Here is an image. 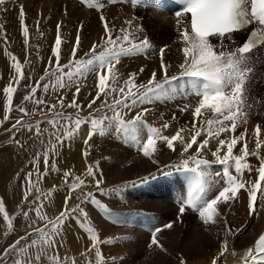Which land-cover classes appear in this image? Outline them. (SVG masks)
Listing matches in <instances>:
<instances>
[{
	"label": "snow or ice",
	"instance_id": "snow-or-ice-1",
	"mask_svg": "<svg viewBox=\"0 0 264 264\" xmlns=\"http://www.w3.org/2000/svg\"><path fill=\"white\" fill-rule=\"evenodd\" d=\"M88 7H94L101 11L105 3L101 0H81ZM116 3L117 0H109ZM133 7L142 6L145 0H126ZM178 9L175 11L177 18H188V27L179 30V42L182 44L180 51L183 61L177 65V72L170 74L171 65L165 62V47L159 51V67L152 71L146 83H137V76L145 71L144 67L139 72L127 74V78L121 82V73L117 67L123 58L135 56L147 57L149 53L155 54L154 45L147 36L140 38L138 35L143 29L134 24L135 17L124 21V25L119 30L110 26L107 18L101 14L99 19L103 26L104 35L98 43H94L85 52L84 57L78 56L80 46L79 31L76 36L75 45L71 49V58L67 63H61V25L57 24V31L54 45L51 46V53L54 60L50 58L49 67L45 68L44 74L33 82L30 91L27 92L23 100L29 101L36 107L29 111L24 106L13 105V94L18 91L10 81L8 86L3 88L4 115L3 121L10 120V113L18 110L23 115L16 119L12 128L8 131L26 128L32 136L43 146V151H37L34 155L32 170L25 176L26 188L23 194L22 204L28 202L32 205L29 211H34L36 218L43 222L42 226L32 220L29 227L31 232L26 236H20L13 244L3 249L0 261L6 260L11 253H16L17 259L13 264H33L31 259L19 258L27 257L30 249L36 248L35 260L40 261L41 256L45 257L49 264H76L71 257L63 260L58 254H50L51 249L57 247V237L62 235L63 227L67 220L75 218L79 226L87 233L91 240V246L82 252L86 256L88 252L95 251V264H104V256L101 252V244H112L114 239L109 237L104 240L99 239L96 230L88 223V214L83 204H92L105 215L112 216L111 210L103 204L92 191L83 192L75 197L79 203L69 207V201L73 199L71 193L77 189L87 187L86 181L80 176L73 177L72 181L68 177L71 171H64V186L68 195L64 197V207L54 218H49L43 212V201L51 202L56 191L55 187L44 192L39 187V182L49 171L59 172L57 161L53 157L59 155V148L65 141H71L82 130L83 126H88L87 135L83 138L85 146L82 152L85 162L90 155L92 145L89 143L95 135H113L121 142L135 147L144 157L152 160L153 164H158L154 158L158 151V143H163L172 152L177 151V144L181 146L179 161L174 164L165 165L164 169H157L155 173H149L140 178V183L154 180L158 175H170L167 169H174L176 172L184 173L188 180L186 192L178 198L179 216L186 210L198 214V218L205 226L218 223L222 218L219 209L221 204H230L239 198L242 190L247 192V208L250 216L257 214V204L264 208V128L256 124L252 129L255 147H249L248 128L250 111L253 104L249 102L248 85L254 79L255 55L259 49L264 48V0H171ZM5 0H0L3 5ZM156 5L154 0L151 2ZM0 7V11H4ZM20 27L24 36V43H29V30L25 25V12L23 5L19 12ZM180 21L178 20V23ZM37 22V31H39ZM248 31L246 39L242 43L235 41V34L241 31ZM82 27V25H81ZM41 35H43L41 33ZM212 39H217L218 44H213ZM15 63L12 68L16 75L12 78L17 86H21L22 80L32 79L22 70L23 65L18 58L5 52ZM30 63L27 59L25 64ZM89 76L94 78L95 96L87 100L88 112L82 116L85 108L78 101L81 92L80 82ZM159 77V78H158ZM75 87L72 99L68 101L65 95L57 94L55 102H50L43 96L38 97V91L42 90L46 95L51 89L58 93L59 90ZM177 97L189 100L195 97V103H185L178 106L181 114L188 113L191 120L176 129L171 136L165 135L164 130L171 127L168 120H164L161 113L160 120L163 121L160 127L153 126L147 120L148 114L152 111L145 105L157 102H167L175 100ZM99 102V107H95ZM260 102V101H258ZM75 109V114L67 113L66 109ZM38 113L43 114L41 119L29 123L24 120V116L30 119ZM108 113H111L109 115ZM131 115L130 118L129 114ZM210 113V117L206 114ZM171 119L177 120L173 113ZM46 124L50 127H42ZM244 126V131L236 135L237 129ZM47 134V143L44 136ZM146 134V139L144 135ZM187 134V135H186ZM215 140L217 146L211 152L213 161L205 158V150L209 149L210 142ZM15 143L24 147L19 140ZM239 147V154L234 150ZM43 158L44 170L40 171V160ZM255 157L259 164L253 169L249 158ZM213 164L221 166L220 171L213 173L210 171ZM256 172L254 180L243 178L245 171L249 174ZM36 179H33V176ZM84 177H90L94 181L96 191L102 196L109 195L110 191H119L120 186L112 190L101 187L104 183L102 169L99 161L87 164ZM99 176V178H97ZM219 177V179H216ZM216 192L213 188L220 185ZM135 184L136 182H132ZM35 196V199H30ZM22 211L25 218L30 219L29 211ZM0 214L7 225L5 235L14 231V216H10L5 210V204L0 200ZM164 227L171 228L172 224ZM226 236L232 234L225 221ZM161 229L156 228L152 232V240L149 244L157 247L162 246L157 240V233ZM34 237V238H32ZM30 239V243L21 244V241ZM121 239V238H116ZM62 246V245H61ZM237 256L238 253L230 250L229 242L225 238L221 242L219 257L225 253ZM242 264H264V231L255 240L254 245L247 247L240 254ZM219 257H214L211 264H218ZM180 264H184L181 260Z\"/></svg>",
	"mask_w": 264,
	"mask_h": 264
},
{
	"label": "rangeland",
	"instance_id": "rangeland-1",
	"mask_svg": "<svg viewBox=\"0 0 264 264\" xmlns=\"http://www.w3.org/2000/svg\"><path fill=\"white\" fill-rule=\"evenodd\" d=\"M64 1L65 2L67 1V3L69 4L68 7L63 5V3H65ZM101 2L105 3V9L104 8L102 9L104 12H106L107 14L108 13L114 14L112 17H108V18L106 17V18L108 19L110 26H114L117 30H119L122 27V24L124 23V21H122L123 18L121 16L128 14L130 10H132L131 11L132 13H136L135 11H133L131 3L129 5H122L120 3H123V1H120L119 3L116 2L115 4L108 2V0H101ZM48 3L51 6V9L53 10L56 7H60V9L63 8L60 11L62 15H65V13H63V11L65 10V12H71L74 15L76 14L75 18H77L78 9L76 7L77 2L75 0H69V1L68 0H48ZM21 5H22L21 0H5V3L3 5H0V7L5 9L4 11H0V121H3V115H4L3 105L6 99L3 93V88L5 86H8L9 82L11 81L14 87H18V91L13 94V105L24 106L29 111H32L33 108L36 106L33 105L29 101L23 100L24 95L30 91V87H26V86L33 85V82L35 80H38L39 77L44 74L45 68L49 67L50 58L54 60V57H52V53H51V46L54 45L55 39H52L50 35H46V40L48 42L46 43L45 41L43 45L41 44L42 42H40L41 41L40 36H41V33H43V31L40 30V24L42 23H39L38 25L39 31H37L38 20L37 21L34 20V16L31 15V9L28 14L27 13L25 14V25L29 30V38H28L29 43L27 46L25 45L24 36L22 35V31L20 27V20H19V12H20ZM31 8H34L35 10H37L36 5L32 6ZM24 12L26 11L24 10ZM139 13L141 14L140 20H144L146 18L148 19L150 16V13L146 14L145 10L144 12L139 11ZM41 15L45 19L49 18L47 16L48 14L46 10ZM99 17L100 15L96 17L94 20H100ZM137 17H139V14ZM115 19L120 20L121 25L118 26L119 28L116 27V24H115L117 21L113 23ZM139 24L143 28V24L142 23H139ZM55 25L57 26V22H55ZM71 26L73 27L71 23L67 24L66 22H63L61 24V37H62L61 63L68 62V60L71 58V49L75 45L76 39L75 40L73 39L72 30L70 29ZM123 26L126 27V25L124 24ZM184 28H186L185 25H184ZM46 30L47 32H49L48 29ZM56 31H57V28H56ZM56 31H55V37H56ZM144 32H145L144 36H147L150 42H152L151 41L153 40L152 36L148 35L146 30ZM79 35H80L81 42L83 40L85 42V40L88 38V33H83L82 30L79 32ZM103 35L104 34H102V36ZM144 36L142 35V37L140 38H143ZM177 36L179 37V35ZM238 37L239 36L237 35L236 38ZM81 42H80V46H79L77 54L79 57H84L85 52H87L88 50H85L86 47L84 46V42L83 43ZM211 42L213 44L219 43V41L213 42V40ZM167 45L169 48H172V49L169 51V53L165 57V62L171 65L170 74H174L178 70L177 65L183 61V55H182V52L180 51L181 48L176 49L175 48L176 46L174 44H171V45L167 44ZM159 46H160V43L154 44V48L156 49L155 54L149 53L148 55L149 57L148 56L144 57L145 59L150 58L151 61L154 62V65H157L156 70L159 67V60H160L158 50L161 47H165V46H161V47ZM81 47H84L85 49ZM6 51L8 53L15 55L18 58L19 62L24 66L22 70L25 72L26 75H30L32 79L22 80L21 86H17L15 84V81L12 79L16 75L15 70L12 68V64L15 62L12 61L10 57L5 54ZM142 56L143 55L139 57H142ZM26 59L30 61V63L25 64ZM255 65H257V63H255ZM117 67L121 73V82H122L123 79L127 78V74L131 72L125 73L124 70L120 69L118 65ZM263 67L264 66H262V68ZM143 74L144 72L140 73L137 76V83H146L147 80L149 79L148 76L150 77L151 75L150 71L148 73H145V75ZM141 76L144 77L143 78L144 80H142ZM92 78L91 76H89L87 79L83 80L84 82L87 80L85 83L83 81L80 82L81 92L78 96V101L85 108V111L81 113L82 116L86 115L88 112L86 98L89 95H91V93H92L91 97L95 96V94L93 95V93H95L94 78L93 79ZM72 88H71L72 90H69V89L59 90L58 93H55L50 89L46 95L43 93L42 90H40L38 91L37 95L38 97L43 96L44 98L48 99L50 102H55L56 95L60 94V95H65L66 99L70 101L72 99V93L75 91V87L73 86ZM91 97L89 96L88 99H90ZM175 101L176 102L179 101V102L176 104ZM190 102L194 103L193 99L185 100V99L177 97L175 100H169L167 101L165 105H162V107H160L159 109L152 110V112L148 114L147 120L149 122V117L154 119L153 125L156 127H160L161 124L163 123V121L160 120V116H161V113H163L164 120H168L171 123V127L167 130H164V134L171 136L168 133V130L173 129V128L177 129L188 123V122L185 123L184 122L185 120H191L190 114L188 113L181 114L178 111V106H182L183 104L190 103ZM159 103H164V102H159ZM252 104H253V108L251 109L249 116L251 117L252 121H254L256 124H260L263 128L264 118L261 115L262 110L258 109L257 107H254V103ZM151 105L152 104L145 105V107H151ZM95 107H99V102L97 103V105H95ZM65 111H66V114L67 113H72L73 115L75 114V109L68 108ZM173 113H175V115L177 116V120L175 121L171 119ZM108 114H111V113H108ZM131 114L133 113H130L129 115ZM22 115H23L22 113H20L18 110L14 108V110L10 113V117H11L10 120L7 122L0 123V167H2L0 168V171H1L0 173V200L4 202L6 212L10 216H14V220H13L14 231H12L8 235H5V233L7 232V225L3 219V214H0V256L3 255V249L13 244L17 239H19L20 236L27 237V233L31 232V228L29 227V225L31 224L32 220H36L37 224L40 226H42L43 224V222L39 221L36 218L34 211H29V208L32 205H30L28 202H25L24 204L21 203L23 199V194L26 188V183H27L25 181V176L27 172L31 171L33 168L31 161L33 160L34 155L37 151H41V152L43 151V146L40 145L39 141L35 139L34 137L30 138L32 136V133H30L26 128H21L19 130H13L11 132L8 131L9 129L12 128V124L15 123L16 119L20 118ZM42 115L43 114L38 113L36 116L32 117L31 119L28 116H24L23 118L25 121L29 123H33L35 120L41 119ZM206 115L210 117L211 114L207 113ZM41 126L50 127L46 124H42ZM87 131L88 129H87V126L85 125L82 127V130L79 133L80 135H77L71 141L64 142L63 146L59 148V155L53 157V159L57 161V167L59 168V172H52L50 170L49 173L46 176H44V178L39 182V187L44 192H47L48 190L55 187L56 191L53 197L58 194L57 196H59L60 199L62 200V202L60 200L59 206L60 208L63 209L64 197L67 194H69L66 187L64 186V176H63L64 171H69V170L71 171L72 175L68 177L69 181H72L73 177L75 176H80L81 178H84L86 181V184L89 187L88 186L84 187L82 190L77 189L75 192L71 193L73 199L69 201V207H72L75 204L79 203V201L76 200L75 197L79 195L81 191L83 192H85V190L92 191V192L95 191L97 192V194H100L98 191H96L94 187V181H92L90 177L83 176V174L86 171L87 164H91L95 161H99V167L100 169H102L103 177H104V183L101 185V187L108 189V190H112L120 186V190H119L118 195H117V191L115 192L110 191L109 195H106V196L96 195V197L97 199L102 198L100 201L103 204H105L109 209H111V205H112V207L115 209V211L114 210L111 211L112 216L115 213V214L120 215L123 218V221L119 219L118 222H116V221H110L109 219H107L112 216H108V215L106 216L107 220H105L106 222L105 221L104 222L109 227H114L115 233L117 235V237L115 238H121L120 240L119 239L117 240L121 241L119 243H121V245L123 246H122V253L120 257H118V259H120V263L118 262L119 260L117 261L115 259V261L106 260L104 261V264L105 263L106 264H132L128 262L122 263V261L125 262L131 259L133 260L132 261L133 264H167L169 259L167 257V250L165 248V245H163L164 239H161L163 238V236L161 235L163 233L162 231L159 232L158 237H157V240L159 244L162 246V248L157 247L156 245H153L151 248L149 247V244L151 243V240H152V232H153L151 226H154V224L157 222L156 219L161 216L160 212L150 213L151 212L150 204L151 202L157 205L167 204V201H166L167 198L165 196V191H164V181L166 179V182H167L172 176V174L173 175L176 174L175 173L176 171H173V169H167L166 171H169L172 174L158 175L159 177L154 179L155 182H157V186L159 185L156 190L153 189L152 187V184L154 182L153 180H150V182L148 181L146 183H140L139 180L140 178L147 176L149 173L151 172L153 173L154 170L157 169V167L161 169L166 164L177 163L180 159L179 152H180L181 146L177 144L176 146L177 151L172 152L163 143H158V151L154 155V158L158 161V164H153L152 160L148 159L147 157H144L140 152L136 150L135 147H132L128 144L121 142L119 138L113 135H105V136L95 135L94 136L95 138L93 137L92 140L89 142L92 145V147L90 149V155L87 158V164H86L85 158L83 157L82 152L85 149V146L83 144V138L86 137L85 135H87ZM242 131H244V128L240 129V132ZM143 138L146 139V134L144 135ZM48 139L49 137L47 136V134H45L44 140L46 143ZM15 140H19L21 144L24 145V147L21 148L20 145L15 143ZM263 153H264V149H262V154ZM249 161L251 165L253 166V169H255L259 164V161L255 157H250ZM39 167H40V171L43 172L44 165H43L42 157L40 160ZM252 172H254V170ZM183 175L181 176L183 177ZM97 178H99V176ZM33 179L34 180L36 179L35 175L33 176ZM134 181L136 182L135 184L132 183ZM148 183H149V187H147ZM168 191H170V189ZM65 193L67 194L65 195ZM61 194H63L64 196L61 197L60 196ZM153 198L155 200L152 201ZM30 199L34 200L35 196L31 197ZM47 202L52 204V202L43 201L44 206ZM59 206L53 207L54 209L55 208L56 209L55 210L53 209L52 211L51 209L50 211H48L45 207H43V212L46 213L49 218H54L56 215H58L60 211ZM90 206L92 207L91 204L82 205V207L85 208V211L88 212V218H89L88 223L93 224L92 223L93 218L90 217V212L88 211V209H90ZM21 210L29 211L30 219L25 218L22 215ZM92 211L93 213L95 212L94 214H96L97 217L101 218L96 206H94ZM101 213L104 214L103 212ZM183 215L188 216V211L186 210ZM127 218L131 220L132 222L128 223ZM101 219L104 220L103 218ZM144 219H146L147 222H144ZM125 222L129 225L127 226ZM66 225L68 228L69 227L72 228L74 226L73 228H76L80 230L81 232L84 231L79 226L77 220L74 217L66 221L65 226L63 227V233L67 229ZM205 231L209 233L208 227L205 228ZM63 233L61 236H63ZM84 234L85 236L83 235L82 241L80 242V244H82L80 254L83 251L86 252L85 250L88 249L85 246H86V239H88L89 236H87V233L85 231H84ZM57 238L59 239L57 243H61L62 237L59 236ZM184 242H185V239H182L181 241L176 242L179 249L186 247L187 243H184ZM25 243H30V239L26 241H21L22 245H24ZM56 248L49 250L50 254H54V252L56 254L57 253ZM190 251H193V250L190 248ZM215 251H213L210 258H205L201 256L198 260L197 259L195 260V258L191 260V259H183L182 257H180L178 259L179 264L181 262L180 259L184 261V264H211L212 259L214 257H219L218 252L220 251H216V252ZM161 254L163 256L165 255V259ZM36 255H37V249L32 248L30 249L27 257H19V258L31 259L33 264H49V261L43 256H41L40 261L37 262L35 260ZM17 258L18 257L16 253H11L10 255L7 256L6 260L0 261V264H13V261ZM95 259H96L95 251L93 250L92 252H88L86 256L81 255L79 258H77L78 262L76 264H81V263L82 264H87V263L95 264ZM168 264H171V263L168 262Z\"/></svg>",
	"mask_w": 264,
	"mask_h": 264
},
{
	"label": "bare ground",
	"instance_id": "bare-ground-1",
	"mask_svg": "<svg viewBox=\"0 0 264 264\" xmlns=\"http://www.w3.org/2000/svg\"><path fill=\"white\" fill-rule=\"evenodd\" d=\"M21 1H22L23 8L26 11L25 14L26 13L28 14L30 9H31V15L34 16V20L35 21L38 20L39 23H42V24H40V30L43 31V33H42L43 35L40 36V40H41L40 42H42L41 43L42 45L44 44L45 41H46V43L48 42L46 40V35H50L52 37V39H55V31L57 28L55 25V22H57V24H60V25L63 22H66L67 24L71 23L73 25V27L71 26L70 29L72 30L74 40L76 39L78 31L80 32L82 30L83 33H88V38L85 40V42H84V40L81 42V43L84 42V46L86 47V49L84 47H81V48H83L85 50H89L90 47L92 46V44L98 43L100 41L99 39L101 38L102 34H104L101 21L100 20H94V19L101 14H103L107 18L112 17L114 15V14H109V13L107 14L103 10L97 11L94 7L92 9V8L88 7L86 4L82 3L81 0H75L77 2L76 7L78 9L77 10V18H75L76 14L74 15L71 12H65V10L63 11V13H65V15H62V13L60 11L63 8L60 9V7H56L57 8V9L55 8L56 10L51 9V6L49 5L48 0H21ZM70 2H72V1H70ZM113 4H115V3H113ZM34 5L37 6V10H35L34 8H31ZM63 5L68 7L69 4L66 1L65 3H63ZM104 9H105V7H104ZM132 9L136 13L139 14V17H137L138 14L132 13L131 12L132 10H130L128 14L121 16L123 18L122 21L130 19L134 16L135 17L134 24L136 26H139L140 25L139 23L143 24V28H142L143 30L141 32H139L138 35L140 37H142V35L144 36V34H145L144 31L146 30L147 34L152 36V38H153V40H151L153 42V43L151 42L153 45L156 43H158V44L160 43L159 47L167 46V48L165 50L166 51L165 57L167 56L169 51L172 49V48H169L167 44H169V45L174 44L176 46L175 47L176 49L182 48V44L179 42V37L177 35H179V30L184 29V25L186 27V19L184 17H180V18H177L176 16L170 17V16H167L166 14H164L162 12H157V11H154L151 9H146V12L150 13L149 18L148 19L146 18L144 20H140V16H141V14L139 13L140 8L139 7L134 8L132 5ZM45 10L48 14L47 16L49 17L47 19H45L41 15ZM121 17H119V18H121ZM58 19H59V21H58ZM178 20L180 21L179 23H178ZM115 21H117V22L115 23ZM122 21H121V23H122ZM113 23L116 24V27L121 25L119 19H115L113 21ZM123 24H122V26H123ZM81 25H82V27H81ZM46 29H48L49 32H47ZM237 35L239 36L238 38H236ZM241 36L242 35L240 33L235 34L236 42H238L240 40ZM212 40H214V39H212ZM174 45H172V46H174ZM155 51H156V49H155ZM144 57L145 56H142V57L135 56V57H131V58H123L121 60V63L118 66L120 67V69H123L125 73L137 72V71L139 72V69L141 67H144V69H145L143 75H145V73H148L149 71H150V73H152L153 70H156L157 65H154V62H152L150 58L145 59ZM262 66H264V64H260V65L254 64V72H253L254 79H252L251 82L249 83L248 90H249V96H250L249 102L254 103V107H257L258 109L262 110L261 115L264 118V67L262 68ZM91 78H92V76H91ZM143 78L144 77H142V80H144ZM148 78H149V76H148ZM83 89H85V88H83ZM94 94L95 93H93V95ZM91 95H92V93H91ZM91 95H89V96L91 97ZM89 96L86 98L87 100H88ZM190 99H193V101L195 103V101H196L195 97L190 98ZM252 100H253V102H252ZM258 101H260V102H258ZM178 102H176V104ZM166 103L167 102H164V103L157 102L156 104H152L151 110L159 109L160 107H162V105H165ZM189 121L190 120H185L184 122L186 123ZM255 125H256V123L254 121H252L251 117L249 116V123L247 124V128L249 130L248 131V140H249L250 149L255 147L254 137L252 136V129L254 128ZM243 128H244V126L242 125L240 127V129H243ZM240 129L239 128L237 129L236 135H239ZM175 131H176V129L173 128V129L168 130V133L170 135H173L175 133ZM216 146H217L216 141H211L210 145H209V149L205 150V158L208 159L210 162L214 160V158L211 155V152L215 150ZM239 147H240V145H238L237 148L234 150L237 154L239 153ZM100 149H101V147H100ZM170 164H174V163H170ZM166 165H169V164H166ZM0 168H2V167H0ZM157 169H158V167H157ZM157 169H155L153 173L157 172ZM161 169H164V167H162ZM220 170H221V166L215 165V164H213L212 168L210 169V171H212L213 173H215L216 171H220ZM173 171H175V170L173 169ZM0 173H1V171H0ZM175 173L176 174H174V175L171 173L172 176L170 177V179L167 182H166V179L164 181V191H165V196L167 198V200H166L167 204L157 205V204H154L152 202L150 204V211H151L150 213H152V212H160L161 213V216L156 219L157 222L154 224V226H151V228H152V230L159 228L163 232L161 234L163 236V238H161V239H164L163 245H165V248L167 250V257L169 259L168 262L171 264L172 263L173 264H179L178 259L180 257H182L183 259H191V260L193 258H195V260L196 259L198 260L201 256H203L205 258H210L213 251H215V250L220 251L221 242L225 238H227V240L229 242L230 250L234 249L238 253V255L232 256L230 252L225 253V255L223 257H219L218 264H242L239 254L244 249L251 246L252 238L257 233V231L259 230V228L261 226V223L263 220L264 208H260L259 204H257V214L250 216L249 212H248V208H247L248 195H247L246 191L242 190L240 192L239 198L237 200L231 202L230 204L219 205V209L222 213V218L218 219L217 224L205 226L202 223V221L198 218V214L191 211L190 209L187 210L188 216L182 215V216H180L179 219H177V217L179 216V205H178L177 201H178V198L186 192V189L188 186V180L186 178V175H183L184 173L183 174H181L180 172H175ZM180 174L183 175V177ZM256 175L257 174L255 171L252 172L251 174H249L247 171H245L243 178L245 180L251 181V180L255 179ZM157 177H159V176H157ZM216 179H219V177H216ZM153 181L154 182L152 184V187H153V189L156 190L159 185L157 186V182H155V180H153ZM221 186H223L222 180L220 182V185H217L213 188V192H216L218 190V188ZM169 189H170V191H168ZM64 191H66V190H64ZM86 191H88V190H85V192ZM66 194L67 193H65V195ZM57 195H55L53 197V199L51 201L52 204L48 203V202H47L48 204L46 203L47 205L45 204L44 207L48 211H50V209L52 211L54 209L53 207L59 206L61 199ZM60 196L63 197L64 195L61 194ZM153 200H155V199L153 198L152 201ZM61 202H62V200H61ZM61 207H63V206H61ZM59 208H60V206H59ZM93 208H94V206L92 205V207L90 206V209H88V211L90 212V217L93 218V221L90 219L93 223L90 225L98 233L99 239L104 240V239L109 238V237H111V238L114 237L113 238L114 242L112 244H101L100 245L101 252L104 256V261H106V260L115 261V259H116L117 261L119 260L118 262L120 263V259H118V257H120V255L122 253V246L123 245H121V243H119L121 241H118L115 238V237H117V235L115 233L114 227H109L108 225H106L105 220H102L100 217H97L96 214H94L95 212L93 213V211H92ZM61 209L62 208H60V210ZM87 214H88V212H87ZM225 221H227V226L232 232V234H229L227 236H226V229H225ZM169 223L172 224L171 228L164 227L166 224H169ZM161 226L163 229L161 228ZM66 227H67V225H66ZM73 227L72 228L67 227V229L64 233L62 231L63 236H60V237H62L61 238L62 241H61V243H57L58 248H56L57 249L56 254H58L62 260L65 257L74 258L76 260V263H77L78 262L77 258H79L81 256L80 250H81L82 244H80V242L82 241V237H83V235L85 236V234H84V231L81 232L80 230L73 228ZM206 227H208L209 233H207L205 231ZM159 232L157 233V237H158ZM182 239H185L184 243H187V244H186L185 248L179 249L176 242L181 241ZM58 240L59 239L57 238V241ZM84 245H85V243H84ZM90 246H91V240L88 238V239H86V246L85 247L89 248ZM82 248H84V247H82ZM190 248L193 251H190ZM54 254H55V252H54ZM162 254H163V252H162ZM163 257L165 259V255ZM132 261L133 260L131 259V260H128L125 262L122 261V263L128 262V263L133 264ZM180 261H181V259H180ZM168 262H167V264H168Z\"/></svg>",
	"mask_w": 264,
	"mask_h": 264
}]
</instances>
